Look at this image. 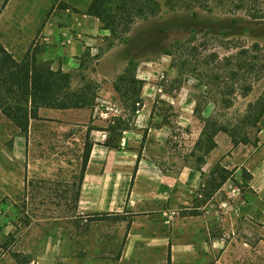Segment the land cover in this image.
Segmentation results:
<instances>
[{
	"label": "rangeland",
	"instance_id": "1",
	"mask_svg": "<svg viewBox=\"0 0 264 264\" xmlns=\"http://www.w3.org/2000/svg\"><path fill=\"white\" fill-rule=\"evenodd\" d=\"M263 2L136 0L143 13L134 16L129 31L121 24L104 29L95 55L67 72L73 88L94 82L91 107H110L116 118L148 101L169 127L170 155L195 166L215 157L208 172L219 164L230 172L221 187L229 180L240 188L232 212L219 207L226 198L221 187L214 197L203 190L186 205L190 209L79 211L86 124L38 116L24 135L0 113V180L26 169V162L12 159L14 152L20 156V136L29 140L37 176L23 193L0 194V264H264V184L251 187V172L264 163V116L256 127L243 121L247 106L264 93V19L251 17L255 8L262 12ZM2 11L0 44L16 59L37 48L38 58L47 61L51 48L40 39L42 23L34 35L28 28L13 31ZM110 42L112 58L98 61ZM130 76L135 82L122 80ZM100 91L107 92V101L97 99ZM210 122L227 131L214 135L220 146L215 153H204L208 131H202ZM159 165L177 170L180 163ZM169 210L175 214L167 219L163 212Z\"/></svg>",
	"mask_w": 264,
	"mask_h": 264
},
{
	"label": "crops",
	"instance_id": "2",
	"mask_svg": "<svg viewBox=\"0 0 264 264\" xmlns=\"http://www.w3.org/2000/svg\"><path fill=\"white\" fill-rule=\"evenodd\" d=\"M44 1L7 0L1 14L10 22L9 27L13 31L16 28L17 32L18 28H28L34 35L43 23L40 39L42 44H48L51 48L48 53L51 67H60L64 72L72 71L79 67L84 57L87 58L86 53L90 58L95 55L101 39L99 36L103 35L104 29L96 17L84 13L91 0ZM51 8L54 10L46 18ZM113 54L114 48H110L98 61L103 58L110 60ZM99 93L97 99L103 101L107 92ZM149 105L148 101H144L142 108H136L131 118L126 113L120 118L128 121V126L122 130L120 138L115 140L118 149L106 144L108 132L103 128L111 119L116 118L109 108L38 109L37 114L40 117L68 122V125L69 122L72 125L82 122L86 124L82 126L84 129L89 123L97 126L91 127L89 131L92 147L79 187V211L120 213L129 210L146 213L162 211L166 206L176 209L181 205L190 209L186 205L191 204L196 195L200 197L203 190H208L210 175L207 166L215 157H209L208 164L203 162L199 165L200 169H196L187 159L170 155L166 147L169 127L165 123L161 124V118L152 113ZM150 122H154V126H150ZM28 144L29 140L20 136V156L14 152L12 159L26 162V169H23L19 177L13 174L3 177L0 180V187L3 188L0 194L23 193L28 189L29 180L37 178L35 166L28 158ZM219 147V142L216 141V146L210 153H215ZM175 160L180 163L177 170L159 165ZM251 175V187L262 186L264 182H259V179H264V163L261 168L252 171ZM218 192L219 188L210 194L214 197Z\"/></svg>",
	"mask_w": 264,
	"mask_h": 264
},
{
	"label": "trees",
	"instance_id": "3",
	"mask_svg": "<svg viewBox=\"0 0 264 264\" xmlns=\"http://www.w3.org/2000/svg\"><path fill=\"white\" fill-rule=\"evenodd\" d=\"M6 1L3 0L0 9L4 7ZM236 1L239 6L245 3L255 6V4L257 5L259 3V0ZM261 4L264 6V2ZM114 6L115 10H112ZM84 13L96 17L102 29H110L111 31L114 28L112 25L121 24L122 31L127 32L130 29V23L133 21L134 16L142 15L143 12L141 8H137L136 0H91ZM251 17L254 19H264V9L261 12L258 8H255ZM42 26L43 23L41 24ZM112 44L113 42H110L105 49H109ZM36 49L33 48L31 50L29 47L20 59H16L0 44V113L10 120L18 131L24 135L28 133L30 119L38 118L37 111L40 107L52 109L91 107L97 88L94 82L87 80L81 86L73 88L69 73L62 71L60 67L53 69L51 67V61L40 60L37 56ZM85 55L88 54L86 53ZM122 80L125 82L128 80L129 83L135 82L133 76H130L128 79L122 78ZM135 102L136 99L134 100ZM134 110L135 108L132 112ZM132 115L133 113L129 118ZM262 116H264V93L247 106L243 121L245 124L249 123L253 127H256ZM111 120L113 123L111 122L112 124L110 123V125L103 128L108 132L106 144L118 149L119 146L115 140L120 138L122 130L128 126V121L120 118ZM210 124L212 126H208V128L206 126L202 131V135L208 131L206 139L207 146L204 149V153H209L214 148L215 142L213 141V137L218 131H227L222 126H215L213 122L206 123V125ZM90 130L91 127H87L83 142L81 167L76 184V201L92 147V142L89 140ZM229 136L234 145L238 143L233 133L229 132ZM242 143H246V141ZM196 167V169H200L199 166ZM229 174L230 172L226 168L216 164L209 172V191L212 192L220 188ZM103 213L107 214V212ZM17 260L18 264H28L26 261Z\"/></svg>",
	"mask_w": 264,
	"mask_h": 264
},
{
	"label": "built area",
	"instance_id": "4",
	"mask_svg": "<svg viewBox=\"0 0 264 264\" xmlns=\"http://www.w3.org/2000/svg\"><path fill=\"white\" fill-rule=\"evenodd\" d=\"M66 38L69 39V36L66 35ZM138 104V103H137ZM111 110L110 107H107ZM137 112V111H136ZM115 115V114H114ZM110 122L113 123V121L111 120ZM221 189L223 191H225L226 193V198L224 200H221L220 203H219V207L221 209H226L225 211L231 209V212L232 210L234 209L235 205H231V201L232 200H235L236 197L240 194V188L238 186H236L235 184H233V182L227 180L223 186L221 187ZM175 214V211L174 210H169V211H164L163 212V216L167 217V219L171 218L173 215Z\"/></svg>",
	"mask_w": 264,
	"mask_h": 264
}]
</instances>
